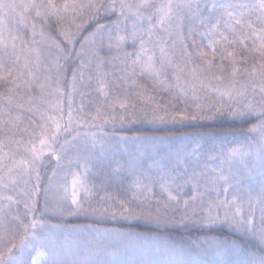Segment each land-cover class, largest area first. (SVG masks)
Wrapping results in <instances>:
<instances>
[{
    "label": "snow or ice",
    "instance_id": "1",
    "mask_svg": "<svg viewBox=\"0 0 264 264\" xmlns=\"http://www.w3.org/2000/svg\"><path fill=\"white\" fill-rule=\"evenodd\" d=\"M0 264H264V0H0Z\"/></svg>",
    "mask_w": 264,
    "mask_h": 264
},
{
    "label": "trees",
    "instance_id": "2",
    "mask_svg": "<svg viewBox=\"0 0 264 264\" xmlns=\"http://www.w3.org/2000/svg\"><path fill=\"white\" fill-rule=\"evenodd\" d=\"M46 182V181H45ZM258 215V213H257ZM92 221L84 220V219H73L68 218L66 220V224L71 228L73 225H85V224H91ZM111 225H105V227H109ZM135 231L145 233V234H157V230L154 227H138L135 228ZM163 234V233H160ZM167 235L171 236H179L180 233L172 232L167 233ZM193 237H195L196 233L191 234ZM69 240L72 241L75 238V233L69 232L68 233ZM152 243V237L151 235H144L140 237H133L131 238V242L128 243V247L126 250H124L119 256H117L115 259L117 260H126V261H144L146 259H150L151 257L148 255L147 252V246ZM185 243H189L187 240H185ZM211 258V255L209 254V257Z\"/></svg>",
    "mask_w": 264,
    "mask_h": 264
}]
</instances>
